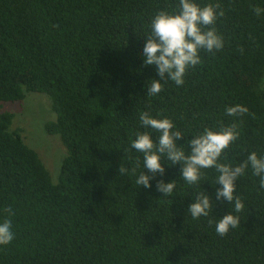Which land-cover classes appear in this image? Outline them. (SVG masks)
Wrapping results in <instances>:
<instances>
[{
    "label": "trees",
    "instance_id": "16d2710c",
    "mask_svg": "<svg viewBox=\"0 0 264 264\" xmlns=\"http://www.w3.org/2000/svg\"><path fill=\"white\" fill-rule=\"evenodd\" d=\"M211 2L225 12L215 25L224 47L202 50L183 86L169 81L149 97L145 81L158 76L142 63L143 32L176 0H0V220L15 233L0 264H264V188L250 168L237 180L240 223L224 236L215 222L232 207L214 199V168L189 186L180 165L167 167L156 179L176 178L172 196L161 197L155 180L151 189L135 184L143 154L131 140L146 110L188 138L238 119L239 138L220 162L264 155V15L254 12L264 0ZM31 91L49 97L55 119L44 128L65 147L56 181L1 106ZM235 104L249 113L227 116ZM204 189L213 210L193 219L187 206Z\"/></svg>",
    "mask_w": 264,
    "mask_h": 264
},
{
    "label": "clouds",
    "instance_id": "9594fccd",
    "mask_svg": "<svg viewBox=\"0 0 264 264\" xmlns=\"http://www.w3.org/2000/svg\"><path fill=\"white\" fill-rule=\"evenodd\" d=\"M255 14L264 15V8L255 7ZM225 15L218 2L201 4L198 0H176L175 5L155 12L149 21L148 30L143 32L144 44L141 52L142 63L154 66L158 78L145 81L146 96L156 97L169 81L176 86H183L189 69L202 63L200 52L215 53L224 47V37L215 27L219 18ZM229 117L239 118L249 113L246 105L235 104L225 107ZM140 127L131 148L143 154V171L135 179L140 188H155L161 197L172 196L176 189V178L172 180L156 179L157 174L164 177L167 167L180 165L179 175L187 185L199 184L204 170L214 168L218 175L215 186V201H225L232 207L215 222V231L226 235L240 223L238 215L245 207L244 201L237 194V180L250 168L252 174L259 177V187L264 188V155L253 151L239 164L220 162L225 149L239 138L240 122L223 126L205 127L202 132L189 135L180 130L173 119L151 111H143L139 116ZM159 133L154 138L153 132ZM185 140L184 144L180 141ZM187 145V147H185ZM135 171V169H132ZM129 167L121 164L119 173L126 174ZM213 210V197L204 189L197 191L188 204L186 212L193 219L208 217ZM11 211V210H9ZM211 223V221H209ZM15 239L12 221L0 220V247L10 244Z\"/></svg>",
    "mask_w": 264,
    "mask_h": 264
},
{
    "label": "rangeland",
    "instance_id": "374dc122",
    "mask_svg": "<svg viewBox=\"0 0 264 264\" xmlns=\"http://www.w3.org/2000/svg\"><path fill=\"white\" fill-rule=\"evenodd\" d=\"M3 109L14 114L13 129H19L23 139L42 159L51 179L56 181L65 147L56 134L45 131L47 121L55 119L49 97L41 92H28L20 101L4 102Z\"/></svg>",
    "mask_w": 264,
    "mask_h": 264
}]
</instances>
